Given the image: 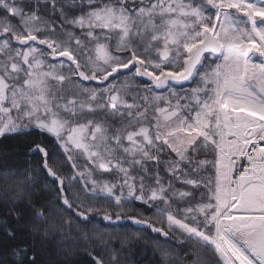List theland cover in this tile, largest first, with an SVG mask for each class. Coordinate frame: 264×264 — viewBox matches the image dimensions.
<instances>
[{
    "label": "snow or ice",
    "instance_id": "6c2138e0",
    "mask_svg": "<svg viewBox=\"0 0 264 264\" xmlns=\"http://www.w3.org/2000/svg\"><path fill=\"white\" fill-rule=\"evenodd\" d=\"M141 242L264 264V0H0V264Z\"/></svg>",
    "mask_w": 264,
    "mask_h": 264
},
{
    "label": "trees",
    "instance_id": "16d2710c",
    "mask_svg": "<svg viewBox=\"0 0 264 264\" xmlns=\"http://www.w3.org/2000/svg\"><path fill=\"white\" fill-rule=\"evenodd\" d=\"M27 162L26 158H19L13 161H9V164H16V165H23ZM75 191V189L73 190ZM133 207H137L139 208V210H145L143 209V206H139V205H134ZM97 219L99 220V217H97ZM128 223L130 226L127 228H123V229H118V232H122V233H131L133 231V229L139 227L136 225H131L130 222H126ZM103 224H107L104 221H101L100 224H94L91 225L90 227H101ZM155 235V234H152ZM145 257H147V259H145ZM129 259H131L133 262H135V264H138L139 261H144V264H152V262L154 261V257L152 255V252L150 249L146 250V245L141 242L140 244L135 245L134 247H132L131 252L129 254Z\"/></svg>",
    "mask_w": 264,
    "mask_h": 264
},
{
    "label": "water",
    "instance_id": "95a60500",
    "mask_svg": "<svg viewBox=\"0 0 264 264\" xmlns=\"http://www.w3.org/2000/svg\"><path fill=\"white\" fill-rule=\"evenodd\" d=\"M105 223H108V222H105Z\"/></svg>",
    "mask_w": 264,
    "mask_h": 264
}]
</instances>
